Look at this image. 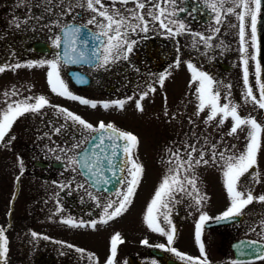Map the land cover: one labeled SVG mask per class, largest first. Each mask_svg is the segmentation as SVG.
Here are the masks:
<instances>
[{"label": "flooded vegetation", "instance_id": "1", "mask_svg": "<svg viewBox=\"0 0 264 264\" xmlns=\"http://www.w3.org/2000/svg\"><path fill=\"white\" fill-rule=\"evenodd\" d=\"M101 2L110 12L119 9L125 15H129L128 9L135 8V3L132 2L127 5L113 3L112 0ZM144 2L146 7L143 11L148 20L149 30L145 33L137 29L135 33H131L130 29H125L129 31V39L136 41L127 59L104 66L103 48L100 46V60L94 65L68 67L61 61L60 70L63 71L73 95L99 102L125 100L139 94L144 87L159 85L157 78L161 72L170 69L190 71L189 63L198 71L208 73L216 82L214 87L219 86L223 89L230 85V93L245 94L238 35L239 21L235 15H224L221 24L216 25L215 15L207 7L205 0H174L173 3H164L161 6L168 12L175 13L174 16H167L164 19L166 21L172 19L185 25V30L180 35L172 36L147 15L160 0ZM75 3L76 0H51L50 3L48 0H2L3 12H6L7 16L3 13L0 16V66L13 68L14 65L20 64L21 67L28 69L31 68L27 66L30 62L59 60L58 48L55 50L56 58L51 55L53 50L51 30H58L60 36V29L70 23L86 25L99 33L100 28L87 25V21L95 14L86 7H71ZM97 19L101 23H106L102 17L97 16ZM24 20L28 23H21L20 28L13 23ZM234 25L236 27H233ZM170 27L174 31L177 30L176 25ZM216 27L220 28L218 33L214 31ZM197 33L212 36L210 43L213 47H206L203 41L194 35ZM248 33L250 29L246 28L248 42L246 46L249 53L255 55V48L250 44ZM36 42L47 43L50 51L48 53L34 51L32 48ZM49 54L52 59L46 60L45 56ZM237 64L240 65L242 74L236 75L237 78L227 77L233 73ZM255 64L256 60L249 58V86L253 88V93L257 84ZM70 70L82 74L88 80V84L82 86L74 84L68 75ZM257 89L259 93L258 84ZM76 103L80 102L72 100V107L61 108L79 115L73 107ZM127 120L128 117L124 113L110 112L102 121L114 124L118 130L132 133L138 138L139 144L144 141L150 158L163 157L155 154V147L161 139L167 140L169 144L170 140L165 130L145 128L140 123L129 129L125 127ZM100 122L91 124L98 127ZM56 129H60V132L57 133ZM93 134L66 119V114L58 112L56 107H45L38 114L26 113L14 123L4 143L0 145L2 198L0 205L8 201L7 218L0 219V227L5 230L9 241L6 258L8 264H107V260L111 258V238L117 233L109 234L106 241L104 233L108 231V227L115 232L119 226L125 228V224L122 215L109 220L106 224L99 221L103 219L104 206L109 201L118 202L120 197L117 193L126 192L127 181L131 177L124 170L120 182L114 189L99 190L92 187L77 165L66 163L73 152L69 151L65 155V150L71 149L72 145L81 141L84 136L91 138ZM124 143L122 140V145ZM85 145L83 144L82 148ZM130 167L129 163L123 169ZM249 206L240 216L229 221L213 220L205 225L202 241L205 244L208 264H264V259L259 255L264 253V215L259 210L252 212ZM170 209L168 215L177 230L175 239L183 237L186 248L189 249L180 250L174 244L168 246L167 242L160 243L159 239L148 241L145 245L143 243L145 240L137 238L134 245L127 242L126 236L121 234L124 243L117 246L115 264H183L173 253L157 247L160 244L174 247L177 251L194 258L201 257L195 241V228L199 222L197 210L183 204H175ZM69 217L77 222L83 221L88 226L73 228L61 223ZM92 221L98 222L95 229L90 227ZM31 232L48 236L50 239L35 241ZM181 232L185 233L180 235ZM96 234L104 240L99 242V247L103 250L95 251L79 242L80 238ZM57 241L63 243H56ZM67 244L74 247L68 248L65 246ZM77 248L85 251L77 252ZM89 254H93L94 258L89 259Z\"/></svg>", "mask_w": 264, "mask_h": 264}, {"label": "snow or ice", "instance_id": "2", "mask_svg": "<svg viewBox=\"0 0 264 264\" xmlns=\"http://www.w3.org/2000/svg\"><path fill=\"white\" fill-rule=\"evenodd\" d=\"M48 2L50 3L51 0H48ZM112 2H118L123 5L132 2L135 3V8L128 9L127 12L129 15H125L121 13L119 9L110 12L102 4L101 0H76V3L71 5V7H86L95 14L87 21V25H95L100 28L101 31L98 34L89 32L87 33V36L89 39L99 41L100 46H102V64L104 66L121 59H127L128 54L133 51L136 41L129 39V31H126L125 29H130L131 33H135L137 29L145 33L149 30L148 20L143 11L146 7L144 0H112ZM173 2L174 0H160V2L155 4L153 10H150L147 15L151 17L153 21L158 22L160 28L167 31L170 35L178 36L185 30V25L182 22L177 23L172 19L166 21L164 18L167 16H174L175 13L168 12L165 7L161 6L164 3ZM205 2L207 7L215 15L216 25L221 24L224 15H235L239 21L238 35L243 62V83L246 87L244 98L246 102L250 98L253 104L258 105L260 109H264V82H261L262 67L260 61L257 59L260 55L257 26L258 18H260L262 14V7H264V0H205ZM149 3H151V0H149ZM97 6H99V8ZM97 16L102 17L103 21L106 23H101L97 19ZM131 21H137L138 23H131ZM13 23L17 28H20L21 23L27 24L28 21H13ZM170 25H176L177 30L174 31ZM233 27L236 26L234 25ZM246 28L250 29V33L248 34L250 35V44L255 48V55H251L248 46H246L248 43L246 42ZM214 31L218 33L220 28L216 27ZM62 33L63 38L61 36H56L53 39L54 47L60 48L63 44V56L61 57V60L64 63L85 61V53L81 50L80 45H86L88 40L81 39V28L73 25H65L62 29ZM194 35L198 36L199 40L203 41L206 47H213L210 43L213 39L212 36H203L198 33ZM101 37H105L106 39H101ZM95 54L96 53H94V55ZM249 58L256 60L255 75L256 83L259 85V99L253 94V88L249 86ZM97 60H100V55H97ZM60 63V60H41L38 62H30L27 66L43 67L47 65L50 69L47 73V82L53 93L70 100H78L81 104L90 105L92 108H96L97 105L95 102L73 95V93L69 91L68 85L60 75ZM21 66L22 65L20 64L14 65L15 68ZM188 68L192 73L193 82L198 84L197 98L199 101V112H204L207 108L209 110L207 121H216L217 118L220 117L221 119L218 121V124H223L225 121L231 119L233 125L229 131V135L237 134L238 130L242 131L246 126L248 128V142L245 150L239 155L225 156L224 153L220 154V158L224 161L222 174L224 178V186L230 200V206L222 214L216 217H211L207 213H203L199 216V222L196 224L195 228V241L198 245L201 257L194 258L177 251L174 247H168L174 243V239L177 235V230L175 226L172 225V221L168 215L171 211L169 208V202L175 200L173 194L186 193L197 206L202 205L207 199V197L201 194L200 190L197 188V179L194 176L189 177L186 174L183 178L180 176L181 169H184L185 173H187L193 167L191 153L189 154L190 158L187 161H182L177 158L176 168L170 170L174 172V174L165 176L162 183L159 185L158 190L155 192L154 198L147 207L145 222L151 231L158 232L160 235L166 236L167 238L168 246L160 244L157 245V247L173 253L183 262V264H208L205 244L202 241V232L205 225L213 220L216 222H226L238 217L243 213V210L254 201L258 200L259 202L264 203V195L255 197L251 187L241 183L242 177L246 174H250L252 169L258 167L257 157L262 147V133H264V127H262V125L254 118H242L238 111L239 105L233 104L230 97H226L228 103L221 104V94L214 90V84L216 82L208 73L198 71L191 63L188 64ZM4 71L5 66H0V73ZM168 75L169 73H165L159 77V83L161 86H163L164 80ZM227 87L230 88L231 86L229 85ZM150 91H155V89H150ZM12 95H15V92H13ZM146 95L147 93H144V96ZM33 99L35 100L34 103L28 102ZM141 99H143V97H141ZM114 105L123 109L125 101L117 100L114 102ZM110 106L111 105L108 103L104 104L106 109ZM45 107H56L58 112L66 114V119H70L74 123L82 126L83 129L88 130L90 133H98V135H92L91 138L84 136L81 141L73 144L71 149L65 150V155H67L69 151L73 152V155L68 158L66 163L77 165L81 170V173L85 174L90 182L95 184L100 181L101 173L104 171L105 167L115 168L117 165L114 163V160L121 154L127 157L123 163L125 165L130 163L131 167L121 169L122 171L126 170L131 177V179L127 181L126 192L117 193V196L120 197L118 202L109 201L104 206L103 219L99 222L106 224L109 220L122 215L131 205L132 197L135 195L136 189L138 188L144 173L143 166L136 160L132 159L133 150L139 145L138 138L132 133L118 130L114 124H106L103 121L99 123L98 127H94L79 115H75L67 109L50 105L49 100L45 96L40 95L35 98L28 97L23 102L8 105L7 109L2 115H0V145L4 143L5 137L8 136L14 123L19 117L26 113L38 114ZM137 109L143 111V106L139 102H137ZM55 131L59 133L60 129H56ZM121 140L125 141L123 145L120 144ZM106 141H111V144L106 146ZM83 144L92 145V147L82 148ZM77 149H80L81 151L76 152ZM192 151L195 152L196 149L193 148ZM173 155H175V153ZM212 161H216L215 152L213 153ZM201 163L204 165L209 163L208 160L204 159L203 153L195 160V165H200ZM185 164L188 165L187 168H185ZM21 169L23 170L22 161ZM73 170L75 171L76 169L73 168ZM115 175L116 173L113 172V176ZM93 176L97 178L96 181L91 180ZM251 178L254 182H259V173L256 172L252 174ZM102 183L107 184L108 181L103 180ZM185 184L190 186V191L185 187ZM61 187L63 186L61 185ZM80 187H83V185H80ZM193 193H195V195H193ZM89 195H91V193H89ZM93 199H95V197H93ZM162 209H167V211L162 212ZM160 216L163 217V223L170 226V230L161 226V223L159 222ZM61 223L73 228L88 226L85 225L83 221L77 222L71 217L62 220ZM97 223V221H92L90 227L95 229ZM31 236L35 241L50 239L48 236H41L36 232H31ZM56 243L63 242L57 241ZM123 243L124 240L119 233L111 238V258L107 260V264H115L117 246L118 244ZM143 243L147 245L148 241L145 240ZM8 244L9 241L5 235V230L0 227V264H6V258L9 252ZM65 246L68 248L74 247L71 244ZM76 251L83 253L85 250L77 248ZM259 255L260 258L264 259V253H259ZM93 258V254H89V259Z\"/></svg>", "mask_w": 264, "mask_h": 264}, {"label": "rangeland", "instance_id": "3", "mask_svg": "<svg viewBox=\"0 0 264 264\" xmlns=\"http://www.w3.org/2000/svg\"><path fill=\"white\" fill-rule=\"evenodd\" d=\"M1 1L0 16L2 13L7 16L6 12H3L4 8L1 5ZM64 21H66L65 18ZM51 32L52 35L50 37L52 39L58 36V30H51ZM52 42L53 40L51 41L53 45ZM55 50L56 47L53 46L51 55L54 58H56ZM51 55L45 56V59H52ZM48 71L50 69L47 65L28 69L23 67H6L5 71L0 73V115L7 109L9 104L23 102L28 97L35 98L40 95L45 96L49 100L50 105L72 107V100L58 96L51 91L47 82ZM165 73H169V75L164 80L163 86L159 84L160 86L154 85L151 87L149 85L142 88L136 96L123 100L125 101L123 109L116 107L114 105L115 101L99 102L89 100L96 103V108L81 103H76L73 106L76 109V114H79L88 123L105 120L110 112H121L128 117L125 127L130 129L133 125L140 123L145 128H161V130H165V134L168 140H170L169 144L164 139L158 140L156 144L155 154L158 156L163 155V157L150 158V152L146 149L144 141H141L138 148L133 150V159L143 166L144 173L135 195L132 197L131 205L122 214L125 228L119 226L114 232L108 227V231L104 233L105 241L106 237L113 232L119 233L120 236L124 234L127 242L134 245L137 243V238L147 241L159 239L160 243L167 242L166 236L153 232L147 227L145 222L147 207L154 198V194L165 176L174 174L170 170L176 168L177 158L187 161L190 158V153L193 167L187 173H185L184 169H181L180 176L181 178L185 174L189 177L194 176L197 179V188L207 199L202 205L197 206L186 193H174L175 200L169 202V208H172L175 204L187 205L189 208L196 209L199 217L203 213H207L209 216L222 214L230 206L222 174L224 161L220 158V154L224 153L225 156H228L239 155L243 152L248 142V128L245 126L242 131L238 130L237 134L229 135V131L233 125L231 119L225 121L223 124H218V121L221 119L220 117L216 121H207L209 110L207 108L204 112H199L198 110V84L193 82L191 71L184 72L170 69L159 74L161 76ZM240 74H242L241 67L237 64L234 67L233 73L228 74L227 77L237 78L236 75ZM60 75L68 85L69 91H71L66 77L61 70ZM159 77L157 78L156 76L155 79L159 80ZM150 89H155V91H150ZM214 90L221 94V104L228 103L226 97H230L233 104L239 105L238 111L242 118H254L264 127V109H260L258 105L253 104L250 98L246 102L244 94L230 93L229 87L226 86L223 89L215 86ZM13 92H15V95H12ZM144 93H147V95L144 96ZM253 94L259 99L257 84H255V93ZM28 102L34 103L35 100H29ZM137 102L143 106V111L137 109ZM105 103L111 106L106 109L104 107ZM193 148L196 149L195 152L192 151ZM214 152L216 154L215 162L212 161ZM174 153L175 155H173ZM202 153L204 154V159L208 160L209 163L207 165L203 163L195 165V160ZM257 165L258 167L252 169L250 174H246L241 179L243 185L251 187L255 197L264 195V133H262V147L258 153ZM187 167L188 165L185 164V168ZM256 172L259 173V182H254L251 178V175ZM185 187L189 191L191 190L187 184H185ZM0 201H2L1 195ZM249 209H252V212L253 210H259L264 215V203L258 200L250 204ZM161 211L164 212L167 209H162ZM7 212L8 201L6 200L3 205H0V219L7 218ZM159 222L162 227L170 230V226L163 223L162 216L159 217ZM184 233L181 232L180 235ZM65 234L68 233L65 232ZM101 241L104 242L99 237V234L91 235L84 239L80 238L79 240L86 248L95 251L103 250V248L99 247V242ZM173 244L180 250L189 249L186 248V241L183 237L176 238ZM6 264H8V261H6Z\"/></svg>", "mask_w": 264, "mask_h": 264}, {"label": "water", "instance_id": "4", "mask_svg": "<svg viewBox=\"0 0 264 264\" xmlns=\"http://www.w3.org/2000/svg\"><path fill=\"white\" fill-rule=\"evenodd\" d=\"M67 25H73L76 27H80L81 28V39L82 40H88V43L86 45H80L81 50L85 53V61L77 62V63H64L61 60V57L63 56V44L61 45L60 48H58V51H57L58 58L68 67H74V66H79V65H87V66L94 65L97 62V55H99L100 44H99V41L89 39L87 36V33H89V32L95 33V32H93L89 27H87V26L85 27L84 25H79V24H75V23H70ZM63 28L64 27H62L60 29V32H59L60 36L62 38H63V33H62ZM257 28H258V42L260 44V55L257 57V59L261 63V67H262L261 79H262V82H264V7H262L261 17L258 18ZM96 34H98V33H96ZM101 39H103V37H101ZM32 49L34 51H37V52L48 53L50 51V46L44 42H36L33 44ZM94 53H96V54L94 55ZM68 75L70 76L73 83L78 85V86L88 84V80L82 74H79L78 72H75L74 70H70L68 72ZM93 135H98V133H94ZM109 144H111V141L105 142L106 146ZM120 144L122 145V140L120 141ZM90 147H92V145L86 144L84 146V148H90ZM125 159H127V157H125L123 154H121L119 157H117L114 160V163L117 166L115 168L105 167L104 171L101 173L100 181H98L95 184L90 182L89 179L86 178L85 174H83V176L88 180V182L92 185V187L99 189V190L103 189L106 191H110L118 185V183L120 182V180L122 178L123 171L121 169L124 168V166H125V164L123 163V161ZM113 172L116 173L115 176H113ZM91 180L96 181L97 178L93 176L91 178ZM103 180H107L108 183L107 184L102 183Z\"/></svg>", "mask_w": 264, "mask_h": 264}]
</instances>
